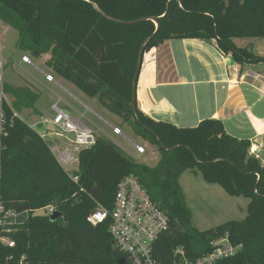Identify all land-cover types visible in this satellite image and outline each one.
I'll use <instances>...</instances> for the list:
<instances>
[{
  "label": "trees",
  "instance_id": "1",
  "mask_svg": "<svg viewBox=\"0 0 264 264\" xmlns=\"http://www.w3.org/2000/svg\"><path fill=\"white\" fill-rule=\"evenodd\" d=\"M93 4L107 15L98 12ZM113 18V19H111ZM0 20L15 29L20 51L49 53L45 65L156 147L154 166L139 163L108 139L78 154L77 182L58 164L48 143L15 115L33 108L38 94L0 81V204L20 213V224L1 232L0 264H119L110 217L95 225L87 217L101 206L110 212L119 181L132 175L167 216V228L152 247L161 264H172L181 246L194 260L226 237L239 246L213 264H264V165L249 152L250 141L205 118L177 126L155 120L132 103L139 54L169 39H215L239 64H264V55L235 45L234 38L264 37V0H0ZM137 80V79H136ZM196 169L204 181L231 196L248 198L242 220L198 230L191 223L179 177ZM53 206L60 216L35 215Z\"/></svg>",
  "mask_w": 264,
  "mask_h": 264
},
{
  "label": "crops",
  "instance_id": "2",
  "mask_svg": "<svg viewBox=\"0 0 264 264\" xmlns=\"http://www.w3.org/2000/svg\"><path fill=\"white\" fill-rule=\"evenodd\" d=\"M236 39L233 41L238 47L264 55L250 45H239ZM251 41L246 42L254 43ZM20 52L44 65L50 58L49 53L33 57ZM17 65L26 71L29 64L18 57ZM250 65L239 64L230 53L221 52L215 39L165 40L143 53L136 81V105L155 120L197 124L205 118L219 119L226 133L250 141L249 152L264 165V64L257 70H251ZM33 68L40 73L38 82L49 100L44 104L38 101V108L34 107L36 117L30 126L42 127L47 112L51 115L50 104L59 101L60 106L71 113L84 114L83 121L88 125L101 128L99 122L87 117V112L93 111L89 106L79 101L77 109L69 98L75 97L57 81V84L47 81L42 72L52 74L54 79L63 80L61 77L55 76L48 67L44 71L35 65ZM35 93L39 98V92ZM97 119L106 126L103 118L98 116Z\"/></svg>",
  "mask_w": 264,
  "mask_h": 264
},
{
  "label": "built area",
  "instance_id": "3",
  "mask_svg": "<svg viewBox=\"0 0 264 264\" xmlns=\"http://www.w3.org/2000/svg\"><path fill=\"white\" fill-rule=\"evenodd\" d=\"M22 61L31 63L26 56L22 57ZM44 77L47 81L57 84L52 74L44 73ZM0 95H3L2 91H0ZM50 111L49 118L44 119L42 122L46 125V130L39 133V135L48 143L58 164L74 182H77V175L69 173L70 165L78 160L75 154L78 155L81 150L95 144L99 133L107 134L101 128L85 123L83 121L86 119L84 114H74L61 107L59 101L50 104ZM1 121L2 113L0 112V133L2 131ZM103 121L113 134L127 138L122 134L120 128L105 120ZM60 143H63V145H60ZM130 144L136 153H145L143 145L133 141H130ZM40 209H42L41 214H35L36 210L33 213L35 215H51L55 211L53 206ZM19 216L20 213L5 210L0 204L1 232H11L13 230L12 225L20 224ZM108 216L111 220L109 225L110 234L114 245L124 254V264H161L154 257L152 247L159 234L167 228V216L150 199L134 176H125L119 181L110 212L99 206L95 212L87 217V220L95 225ZM0 242L9 247L14 246V240L7 235H0ZM211 247L209 252L190 260L187 258L184 249L178 246L172 251V264H213L218 259L235 254L239 249V246L231 245L226 237L213 240ZM17 264H25L23 258Z\"/></svg>",
  "mask_w": 264,
  "mask_h": 264
},
{
  "label": "rangeland",
  "instance_id": "4",
  "mask_svg": "<svg viewBox=\"0 0 264 264\" xmlns=\"http://www.w3.org/2000/svg\"><path fill=\"white\" fill-rule=\"evenodd\" d=\"M17 39V31L0 20V59L2 64V66L0 67L1 82L7 83L14 88L27 87L32 91L39 92V98L34 105V107L38 108V101H41L44 104L45 101L49 100V97L46 95L45 89L42 88V85L38 82L40 73L35 70L33 66L35 65L38 68H41V70L43 71L46 70L47 67L42 61L32 58L30 59L28 54H25V56L29 58L31 63H27L29 65L26 66V71L21 69L17 65V58L21 57L22 59L23 54L17 48ZM236 40H238L239 45H250L251 47L255 48V51H259L260 54H264V37L237 38ZM247 40H253L251 42L254 43L248 44L246 42ZM42 74L44 75V72H42ZM55 81H57L63 88H65L68 92L71 93L72 96L76 98L74 99L72 97H69L70 100L75 104L77 109H79V103L81 102L86 104L93 110L92 112H87V117L99 122V124L101 125L100 127L107 133V135L99 133L98 138L108 139L115 145L117 144L128 156L139 163H144L149 166H154L157 163L159 155L156 147L149 144L142 138L135 136L133 134L132 128L127 124L122 123L121 119L118 116L108 112L98 103L96 99L87 97L72 84L61 79H55ZM62 94L64 96H68L63 92ZM0 97L7 103H10L12 100V96H10L9 94L3 93V95H0ZM34 109L22 108L21 110L17 111V113L15 112V115L25 121L27 124L33 123V121L35 120L34 118L36 117V112ZM80 109L82 110L81 107ZM47 113V118H49L50 112ZM98 116L103 118L108 123L120 128L122 134L128 139L113 134L109 128H107L97 119ZM165 122H169L177 126L193 127L197 125L189 122L181 124L180 122ZM45 127L46 125L44 124L42 127H35V130L38 133H43L44 130H46ZM130 141L143 145L145 147V153H136V151L130 144ZM60 145H63V143H60ZM75 156L77 159L78 155L75 154ZM77 168L78 160H75L70 165L69 173L75 174ZM179 183L182 188L187 206L191 212V223L198 230H206L226 221L242 220L245 218L249 199L243 196H231L226 193L220 185L204 181L201 174L196 169L185 170L179 177ZM41 213L42 209L40 208L35 211V214Z\"/></svg>",
  "mask_w": 264,
  "mask_h": 264
},
{
  "label": "water",
  "instance_id": "5",
  "mask_svg": "<svg viewBox=\"0 0 264 264\" xmlns=\"http://www.w3.org/2000/svg\"><path fill=\"white\" fill-rule=\"evenodd\" d=\"M94 8L100 12L101 14H103L104 16L107 17V15H105L99 8L96 4H93ZM113 19V18H111ZM114 20V19H113ZM246 49V48H245ZM142 56H143V52H142V48H141V51H140V54H139V60H138V65H137V70H136V74H135V78H134V81H133V94H132V103L133 105H135V102H136V98H135V89H136V79H137V76H138V73H139V70H140V67H141V60H142ZM263 67V64H251L250 65V69L251 70H257V69H260ZM60 216V213L58 211H54L51 215H50V219L51 220H54L56 219L57 217ZM118 263L119 264H124L125 263V258L122 257L118 260Z\"/></svg>",
  "mask_w": 264,
  "mask_h": 264
}]
</instances>
